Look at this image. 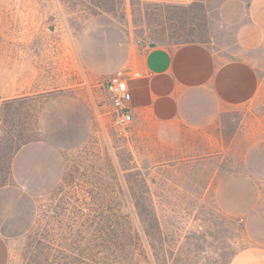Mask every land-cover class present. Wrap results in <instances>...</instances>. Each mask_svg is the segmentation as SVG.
<instances>
[{
	"label": "rangeland",
	"instance_id": "374dc122",
	"mask_svg": "<svg viewBox=\"0 0 264 264\" xmlns=\"http://www.w3.org/2000/svg\"><path fill=\"white\" fill-rule=\"evenodd\" d=\"M247 1L0 0L7 264L75 262L107 200L133 237L119 264H229L264 247V41L244 51L235 38ZM182 46L201 71L248 64L251 100L221 106L214 128L172 132L146 107L119 132L104 80L140 72L150 49ZM239 77L230 97L243 99ZM223 79L210 98H223Z\"/></svg>",
	"mask_w": 264,
	"mask_h": 264
},
{
	"label": "crops",
	"instance_id": "0c3cea01",
	"mask_svg": "<svg viewBox=\"0 0 264 264\" xmlns=\"http://www.w3.org/2000/svg\"><path fill=\"white\" fill-rule=\"evenodd\" d=\"M243 17L235 38L242 50L252 51L264 41V0H248ZM196 55L193 46L150 49L140 63V72L137 71L140 78L129 81L132 113L146 107L153 109L157 124L162 123L172 132H181L210 125L214 128L220 122L221 106L228 109L251 100L252 72L248 64L227 63L214 70L208 66L201 71L193 64ZM241 74L242 80L247 76L248 94L236 99L230 97L234 90L230 85L235 84ZM219 76L227 86L223 89V98H210L220 94L216 83ZM7 262V245L0 235V264ZM229 264H264V247L245 248Z\"/></svg>",
	"mask_w": 264,
	"mask_h": 264
},
{
	"label": "trees",
	"instance_id": "16d2710c",
	"mask_svg": "<svg viewBox=\"0 0 264 264\" xmlns=\"http://www.w3.org/2000/svg\"><path fill=\"white\" fill-rule=\"evenodd\" d=\"M6 104L2 102L1 105ZM104 205H107L106 214L100 217L99 227L90 231L88 235V249L87 252L77 250L75 253V262L65 263V264H119L117 259L119 258L120 246L123 242L131 243L133 240L132 235L129 232H125L122 227L118 229V226L115 224L116 214L113 208V205H116L113 201L107 200L104 202ZM96 217L91 218V223H95ZM124 244V243H123ZM130 248V247H129ZM111 250V251H110ZM69 252V250H68ZM127 252V258H131V251ZM70 253V252H69ZM86 253V255H85ZM66 251L62 252L61 259H68L70 255ZM84 254V255H83ZM111 257V260L108 262ZM86 257V258H85ZM84 258V261L82 259ZM57 264H63L58 262Z\"/></svg>",
	"mask_w": 264,
	"mask_h": 264
},
{
	"label": "built area",
	"instance_id": "2783aa9c",
	"mask_svg": "<svg viewBox=\"0 0 264 264\" xmlns=\"http://www.w3.org/2000/svg\"><path fill=\"white\" fill-rule=\"evenodd\" d=\"M138 78H140L138 72L129 75L116 72L109 75L102 83V89L112 109L114 125L119 132L124 131L133 120L129 81Z\"/></svg>",
	"mask_w": 264,
	"mask_h": 264
},
{
	"label": "water",
	"instance_id": "95a60500",
	"mask_svg": "<svg viewBox=\"0 0 264 264\" xmlns=\"http://www.w3.org/2000/svg\"><path fill=\"white\" fill-rule=\"evenodd\" d=\"M150 47H154V44H150Z\"/></svg>",
	"mask_w": 264,
	"mask_h": 264
}]
</instances>
